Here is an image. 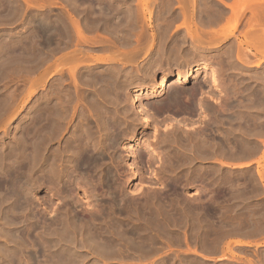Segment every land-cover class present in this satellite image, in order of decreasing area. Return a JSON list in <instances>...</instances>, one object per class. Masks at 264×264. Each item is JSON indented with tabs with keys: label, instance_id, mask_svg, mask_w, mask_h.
<instances>
[{
	"label": "rangeland",
	"instance_id": "374dc122",
	"mask_svg": "<svg viewBox=\"0 0 264 264\" xmlns=\"http://www.w3.org/2000/svg\"><path fill=\"white\" fill-rule=\"evenodd\" d=\"M26 1L28 2V4H26L27 3ZM29 1L28 0H0V117H1L0 119V154L1 155L0 156H2V158L0 157L2 161V162L0 161L1 163L0 171L2 172V170H4L5 167H6V170L8 169L7 172L6 170H4L5 171V172L3 171L4 173L3 172L0 173L1 174L0 176L3 177L4 175H7L10 172H15L16 169H17L16 171L19 172V168L21 166H23L24 168V169L22 167L20 168V169H23L22 170L23 173L25 172L29 173L28 169L26 171V168L28 166L26 167L25 163L22 162V161H25V159H22L21 156H19V153L20 154L23 153L22 155H25L28 152V151H25L27 150L26 148L31 146L30 145L31 143L29 141L30 140L32 141L31 138H33V130H31L33 129V126H31L32 128L30 129V124L33 125V120L31 122V119H33L34 117V110L36 106L38 105L40 106L39 107L40 111H44L42 113L45 115V113L47 112L45 110L46 105L50 104V97H49L50 93L49 92H51L52 87H54V89L56 87L57 90L56 89L55 90L58 92L61 91L63 93L66 91L65 93L62 94V96L64 94H69L70 92H72V95H73V92L75 89L73 87L72 89L71 86L73 85H68L69 81H67L70 79V83H71L72 77L70 74L66 75V72L68 70L65 72H62V71H64L63 69L67 67V65L69 64L68 60L70 61V59L68 58H66L68 60H65V57L67 56L69 57V54L71 56V55H74V53L75 55L76 54L78 55L79 53L78 55L79 58L80 59L86 58V60L80 61V59L77 56H76L77 59H74L75 55L72 56L73 58L71 57L70 58L74 59L77 64L76 75H79L77 76L79 80L78 87L79 89L81 88V90L84 87L81 93H80V90L78 92L82 96L81 99L83 97H86L87 93H89L91 90H94V87H95L92 84L90 85L89 83H86L88 82L86 81L88 79H84L85 75L86 77H91V75H94L96 71V74L94 76L102 77L103 75L102 78H105V79L114 77L115 79L113 78L112 82L115 84L119 82L118 83L119 85L117 84L115 86L113 92L116 93L117 91L118 92L123 91L121 93L119 92V94H121L120 96L123 98L124 101L126 100L127 102V103L124 102L122 98L119 97V95H118V98L121 99L122 104L120 103L121 101L117 103L118 100L120 99L114 98V100L115 99L117 100L116 103L114 102V105L116 104L115 108L117 112H120L118 114H121V115H118V117H121V119L123 117L124 118L122 120L118 118L119 123L117 124L120 127L118 128V126L113 125V128L115 127L113 131L116 130L117 132H119L120 130H122L123 132L120 131L121 136L118 139L117 150H109L107 153L109 155H104V160L106 159L105 161H107L108 163L107 166L110 167V171L112 172L113 176L115 177L116 175H118L114 178L115 180L117 179L116 180L117 186L113 187L115 189L106 188V187L104 188L98 187L96 191L97 193H103L106 190H110V191L115 190L114 192H116L117 195L121 191V193H119V195L117 196L118 198L121 197L122 194H124V192L125 194H127V195L125 194L123 195L125 199L131 195L133 197L132 196L130 197L132 198L131 200L130 198H128L129 199L128 204H130L129 205L130 207L128 208H130L129 209L130 213L129 215L126 216V220L124 221L125 223L127 222V225H128L127 227H123L124 229L127 228L126 229L127 232H125L123 228H120L123 232L118 231L119 228L116 230L117 231L116 234L121 233L123 237L119 236L121 238L120 242L118 241V242H115L116 244H114V248L115 246H117L115 249L118 250V252L115 250L117 253L114 255L115 252L113 251L114 253H112L111 251L110 254H113V255H110V254H105V251L103 253V251L100 250L101 252L100 253L99 250H94V247L91 245L88 246L89 243L87 241H84L85 239L80 235V233H77L75 234L77 236L72 237L74 238L73 241H75L73 242L71 239L72 235L70 234V231L68 232L65 231L67 233H64L61 231V228H60L58 229L59 232L62 234H66L64 235L66 239L63 236V240L58 242V240L61 239L60 238L61 235L59 236L60 233L55 232L53 230H52L53 233H51L50 226H47V228L45 229L44 228L38 229L39 232L37 230H34L35 229L33 228L34 217H31V216L34 215L35 207L33 206L32 211H30L29 210V208L31 209L30 203H22L24 205H22L21 207H20L21 205L20 204L19 207L17 208L18 210L16 209L18 212L15 210L16 214L14 215L16 219L14 218L13 222L10 221L9 218L12 215L11 213L12 209L10 210L11 200L9 198L10 192H8L9 191L8 189L11 187L10 179L12 177L11 174L13 175V173L8 174L10 179H8L9 178L8 176L7 177L5 176L3 178L4 185L5 184L6 185L4 186V189H1V191H4L5 193L8 192L5 195H7L6 198L9 199L10 201L5 200L6 202L4 201L5 203L3 202L4 204L2 203L0 205L1 206L0 207V218H1L0 219V264H262V263L264 264L263 262L264 261V232H263L264 231V218H262V216L264 217V214H263L264 211H262V209L264 210V177H263L264 176V150H263L264 149V133H263L264 132L263 130L264 110H262L264 108V106H262V103L264 101L260 102V105L262 106L261 107L260 105H258L259 104L257 103L258 99L256 98V95L260 99L264 98L262 97L264 95V82H263L264 81V16H261L257 18L256 20L253 17H251V14L248 10L241 9L240 10L241 16H239L240 20H238L234 28V23H231L233 22V20H231L232 17L230 16L232 12L231 11L232 9L230 6L233 5L232 4L233 0H197V1L187 0L189 4L185 2L186 3L185 15L183 13L184 11L182 12V9L177 0H155V1L154 0H146V1L145 0H142V1L141 0H134V1L132 0H98L97 1L96 0L97 2L93 0H80V2L79 0L78 1L75 0L79 2L78 4H80L81 6L76 5L77 2H75L74 0H33V1L31 0L32 1L31 3H29ZM90 2H93V3H90ZM102 2L104 3L102 4ZM196 2H197V5H196ZM107 3H110V4H107ZM263 3L264 2L260 0L259 5H260V8L262 7L264 9ZM104 4L105 6H103ZM77 6L79 7L77 8ZM109 6L111 7V9L109 8ZM145 6L147 9L145 8ZM103 7H105V10ZM100 8H102V11L104 12V14H99L102 12ZM106 8H108L107 11H106ZM260 11L261 13L263 12L262 10H259V12ZM85 13L86 14L88 13L89 16L90 15L92 16L87 17ZM106 13L110 14V16L107 15V17H104L105 19L98 17L99 15L105 16ZM84 15L87 18H84ZM198 15L200 16L198 17ZM208 15L210 17L212 16L211 17L213 18L212 23H211V18ZM213 15L215 16L216 19L214 18ZM118 16L119 18L122 17V19L120 18L122 22L119 21L120 19L118 18ZM232 16H233V12H232ZM68 17H71V21L69 20L70 18ZM115 17L116 19L117 18L119 19L118 25H115L117 23V21L115 20ZM228 17L230 18V20H227ZM91 18L93 20V24H91L92 22ZM130 18L133 19V20L131 19L132 24L129 21ZM73 19H76L77 22L79 21L78 24ZM111 19H114V21ZM200 19L202 20L201 22H200ZM206 19H208L207 22H206ZM192 20H193V23H192ZM215 20H217L219 23H216L217 21ZM103 21L104 23H101ZM126 21L129 22L130 25ZM203 21L204 23H202ZM226 22L231 23L233 26L230 24L232 27L230 25H227L226 27L225 25ZM75 23L79 25L80 28L83 27L82 31L86 37L92 36V38H100V37L102 38L103 36V37H106V39L102 38L101 42H98V43L95 41L96 45L95 43L93 44V40L87 41L90 43L82 41V39L77 34H75L77 33L76 31L77 27ZM109 24H111V26L114 25L116 27L112 26L113 29L111 30V26ZM72 25H73V31L70 32L69 30L70 29L72 30L71 28ZM222 25L225 27V29L221 30L220 27ZM202 26H203V32H201L202 28H200ZM258 27H260L261 29L260 28L257 29L258 31L256 32L254 28H258ZM116 28H119V29H116ZM164 28L167 30L165 31L167 33H164V30H165ZM251 28H253L254 31H252L253 29ZM208 29L210 30L209 32H207ZM196 30L199 32H197ZM171 31H174V33ZM70 33H73V36L77 35L78 39H76V36L73 37ZM66 34L67 35L70 34L68 35L70 38L67 36L68 37L67 41H66L67 38L65 36ZM99 34H100V37L98 36ZM136 34H138L139 36ZM124 35H127V36H124ZM197 35L199 36L200 40L197 38L198 37ZM71 36L73 40L71 39ZM167 36H171V37H167ZM175 37L178 39L175 40L176 39ZM192 37L195 39H193ZM69 39L70 41L71 40L72 41L68 43ZM149 39L151 41L150 43H149ZM76 40L80 42H77L75 46ZM102 41L106 43H103ZM136 41L137 42L139 41V42L137 43ZM173 42H174V46L176 45V43L181 44V45L184 44V45L182 46L180 45V48L178 47V45L174 47L172 44ZM100 43H103V45ZM119 43L121 45H119ZM68 44H71V45H68ZM108 44L109 45L113 44L112 45L113 52L111 49V45L108 47L107 46ZM151 44L152 46L150 47ZM79 46H80L79 49H81L82 51L75 52L76 48L78 49ZM52 47H55V48H52ZM104 47H107V49L105 48L104 50ZM171 47L172 48L174 47V50L177 52L173 53L174 50ZM108 48L111 50L110 52ZM114 48L116 49L114 50ZM118 48L119 49L121 48L122 51L121 50L119 51ZM137 48L138 49L140 48V50H138ZM156 48L158 51L159 49H161V51L160 52L157 51L156 53ZM176 48H178L179 50H176ZM51 49L52 50L56 49L57 50L56 53H54ZM131 49L132 51L137 49L138 53H136V56L131 57L130 55V58L128 57V59H126L127 56L125 58L124 56H119L121 54L123 55V53L125 54ZM170 49L173 52H171ZM114 51H116L115 54L117 55H114ZM145 51L147 53H145ZM167 51L169 52V54H167L168 53ZM193 51L194 52L196 51L198 54L196 52L194 53ZM118 52H121V53H118ZM159 53H162L160 54L161 56L159 55ZM177 53H179L181 57ZM238 53L240 54V56H238L239 58L237 57ZM64 55H67V56H64ZM154 55H157L160 58L156 59L157 56H154ZM182 55L185 58H183ZM106 57L108 59H106ZM116 57L117 58L121 57V58L115 59ZM163 57L165 60H163ZM14 58L17 62L14 60ZM133 58L134 60L130 61V59H133ZM186 58H188L187 59L188 62ZM10 59L12 60V62H10ZM60 59L64 60L62 61V63L63 64L66 63L65 64L66 66L60 63L61 62ZM155 59L161 60V61H158L159 62L158 63ZM120 60L122 61L121 63H120ZM152 60H154L155 62ZM218 60H220L221 64L219 63ZM58 61L62 67L58 64ZM72 61L73 60H71L70 62ZM49 62H52L53 66L51 65L52 63H49ZM149 62L151 65L149 64ZM82 63L84 64L85 67L83 66ZM129 65L131 66V68L132 66L133 68L136 67V70H132L133 68L131 69ZM193 65H198V66L206 65L207 67L212 68L213 71L215 70L214 71L215 74L211 73L212 75L211 76L210 73H206L205 71L201 72L200 70H196L190 73L188 76L189 78L186 79V81H184L182 84L173 83L176 77L175 76V74L177 73L176 71H180V69L185 70L186 68L191 67ZM111 66L115 67L116 71L118 72L113 71L114 68H112ZM119 66L122 69L119 68ZM105 67H107L108 70L105 69ZM128 67L130 68V70ZM151 67L154 70H152ZM79 68H81V72ZM103 69L107 70L105 73L108 75L104 73L105 70L103 71ZM141 69L144 72L143 73L144 75L141 74L142 73ZM55 70H58L61 76L58 75V72H56ZM120 70L122 71L120 72ZM150 70L153 71L154 74ZM217 71L218 73H216ZM93 72L94 74H92ZM97 72H99V74H97ZM101 72L104 74H102ZM136 72H138L139 74L138 73L136 74ZM115 73H118V74H115ZM125 73L128 75H125ZM145 73L147 76H149L150 74L151 78L147 77ZM140 74L142 75L141 77H140ZM131 75H134L135 77L133 78V76ZM164 75L167 76V79H168L167 84L169 86L167 84L165 87L161 85V82H162L161 77ZM217 75L220 77L218 79L219 81L217 80V77H218ZM67 76H70L71 78L68 77L69 79H67ZM152 76L154 78H152ZM214 76L215 77L217 76V77L214 78ZM211 77L214 79L213 81ZM80 79L82 80L84 79V81L86 82L84 81L82 82V80L80 81ZM258 79H260V81ZM157 80H159L160 83ZM215 80L219 82V84L216 83ZM153 81L155 82L157 81L160 84V88L158 89L156 88V91L155 90L149 91L148 86H150ZM83 83H86L87 86ZM222 84L225 85L223 87L224 90L223 89L218 90L217 86L221 85L222 87L223 86ZM180 85H182V88L183 87L184 88L182 89ZM118 86H121L124 88H121ZM98 87H100V84H96V89L99 90L101 87L100 88ZM175 87H177L178 90H180L181 99L179 102L171 103L169 100L170 98L168 97H170L169 94L171 93L172 89H174ZM193 87L196 89L194 90ZM85 88L88 91L85 90ZM116 88L118 89L117 91H116ZM192 88L195 92L192 90ZM138 89L140 90L138 92V95H134V94H137L135 92ZM255 89L256 91H259L258 89H260L261 91L262 89L263 90L261 91L262 94L260 92H259L260 94L254 93ZM189 90H190L189 93L192 94L193 96L188 95ZM252 93L253 95L254 94L256 95L253 96ZM113 96H115V94ZM133 96L135 99L133 98ZM248 96H250V98L252 96V99L248 98ZM125 97L126 98L128 97V98L125 99ZM137 97H139L138 99L143 104H145L146 102H149V103L152 102L150 104L152 105V108L153 107L155 108V110L153 109V112H152L153 117L150 116L149 120H147L148 123L146 121L144 122V120H141L143 119L142 115L139 114L138 112L136 113L135 111V108H134L135 101L134 100H136ZM253 97L255 98L253 99ZM242 98L243 100H241ZM248 103H252L251 105H254L255 103L257 104L254 106H251V105H248ZM170 104H173V107H171L172 105ZM117 105L119 107H116ZM258 106H260V108L262 109H260ZM253 107H255L256 109ZM41 108H43L44 110ZM48 108L49 106L47 107V110ZM7 109H9L10 111ZM122 111L125 112V114L128 112L129 113L124 115ZM2 112L5 113V116L2 115L3 114ZM133 112L136 113L134 114V116L135 115L138 116L135 119V121L134 119H131L133 117L132 116ZM46 115L42 117V122L43 120L45 122L47 118ZM129 116L131 118L129 120H126ZM44 117L46 118L44 119ZM257 117L259 118V120ZM257 120L259 121L260 124L263 123L262 127L259 126V128H261L260 130L256 126L257 123L255 124ZM127 122L129 125L127 124ZM46 123H47V120L43 124L45 125ZM124 125H128L129 127L126 126L127 127L126 129ZM73 126H74V123L70 125L69 130L72 129ZM131 126H133V128ZM143 128H145L143 132L148 133L146 136L147 138L145 137V135L144 136L142 135L143 137L139 135V132ZM178 130L180 131V134ZM256 130L261 131V133H263L262 134L263 136L260 134V132ZM250 131L253 134H251ZM30 135L32 136L30 137ZM250 135L251 136L254 135V136L249 138ZM161 136H162V140L160 141ZM157 137H158V140H157ZM197 137H200L201 139L200 138L197 139ZM18 140H21V141L25 140L23 142L24 144ZM247 140L248 142H246ZM181 141H184V142H181ZM252 141L257 142L255 144H259V146L255 145ZM205 142L206 143L208 142L207 143L208 148L205 146L206 145ZM244 142L247 144H244ZM262 142H263V145L260 144ZM16 143L20 145L17 144L18 145L17 146ZM145 144H147L148 147ZM243 144L245 146L248 145V149L247 147L243 146ZM23 145L24 147L26 146V148H23L22 147ZM123 145L124 147H122ZM253 145L255 147L252 148ZM167 146L168 147L170 146L171 148L169 147L170 148L169 149L167 148ZM257 146L259 147V149ZM242 147H245V148H242ZM249 147H251V150ZM30 148L31 147H29L28 149L30 150ZM22 149L23 151H21ZM125 149H127V151L130 154H132L130 155L131 156L130 160L135 165V173L133 175H131V173L129 172L128 165L126 164V161H125L126 160L125 155H124L126 154V151H124ZM147 149L148 151H146ZM177 151L179 154H176ZM28 153L26 155L31 154V152L29 154ZM158 153H161L163 155H159ZM116 154H120V155L118 156ZM13 157L14 159L16 158L15 159L16 161L12 159ZM27 157L25 156V158ZM18 158L20 159V161H17ZM8 160H11V162ZM12 160L17 162L18 164L13 162ZM10 163H11V167L9 166ZM145 163L147 164L146 167H145ZM18 165L19 166L21 165V166L19 167ZM14 166L15 167L17 166V167L15 168ZM22 171L19 172L21 175H22ZM118 182L120 185L118 184ZM121 185L123 188L121 187ZM159 188H161L162 190ZM241 188L243 189V191ZM247 188L248 190H246ZM240 189L242 192L240 191ZM42 190H45V188H42L40 190L37 189L35 190V193H34L36 196H38L37 198L39 199L41 198L43 199L42 200L43 202H46L44 203L46 204L45 206L43 202L41 201L42 205L44 206H42L43 210L42 208H40L39 211L42 214L46 215L47 217L46 221L51 222L54 216H55L54 219H57V217L58 219H60L61 214H62L61 211L64 209L63 202H65L63 201L64 199L61 197L63 193L58 194L57 196L53 198L48 197L49 201H45L44 198H42V196L44 195ZM249 193H251V195ZM77 195L76 197H78L77 201H79V204H78L79 206H77L76 209L77 211H79L77 212L78 215L81 216L87 213L91 209L93 201L91 200L92 196H86V195H89V193H86L85 195V192H83L82 189H79L77 191ZM256 195H258V197ZM86 197L87 198L89 197L90 200L86 199ZM241 197L243 199H241ZM80 201L81 202L83 201V202L80 203ZM60 202L62 204H60ZM248 204H251V205H248ZM27 206L28 208L25 209L24 207H27ZM243 206H245V208H243ZM55 208H57L58 213L56 212ZM83 208H85V211ZM245 209L251 213V214L249 213L250 215L253 216V217L249 216L250 222H253L255 220L254 222L256 224L255 223H254L255 225L253 224L254 228L245 229L243 227V224L241 223L242 220L244 221V218H245L243 213H246L247 215H249ZM242 210H243V213H242ZM44 211H47V212L45 213ZM50 211L52 212L50 213ZM72 212L74 211L72 209H69V213H72ZM55 213L59 215L56 216ZM51 214H53V216ZM72 214H68L69 216H67L69 217L68 218L69 222L72 219L71 217ZM242 214H243V218L241 216ZM253 214L254 215L257 214L256 217ZM22 215H24L25 217ZM249 217L246 219H249ZM209 218L210 220H208ZM256 218L259 223L256 221ZM113 220L114 221L111 220L112 223L118 224L119 220H116V219H113ZM71 221L74 222L73 224L77 223V222L75 223V221L73 220ZM111 221H110V224H111ZM40 225L42 224L40 223ZM213 225L214 226L216 225V226L214 227ZM256 225L258 227L255 228ZM229 226L232 228L230 229ZM43 229H44V232H43ZM247 230H250L248 231L249 233L247 232ZM237 231H239V233ZM48 232L50 233V237L48 236L49 235ZM124 232H125V235H123ZM250 232L252 235L250 234ZM42 233L44 234V236L41 238V236L43 235ZM253 233L255 234L253 235ZM45 234L47 237L45 236ZM126 234L127 235L130 234L128 235L129 238H127ZM68 235L70 237H66ZM133 237H136V238L138 237V239L137 240L136 238L133 239ZM126 238L127 240H125ZM67 239L71 240V242ZM130 239L133 240V242ZM36 240L38 242H35ZM124 241L127 243H125ZM235 241H239V243ZM70 243L71 244L74 243L75 245L77 244L76 245L77 247H75V245L70 246ZM213 243L215 245V248L213 247L214 246ZM80 245H82V247ZM85 245L87 247H85ZM147 245H150L152 248L150 249V246H147ZM142 247L145 250L142 249ZM145 247L150 250H147ZM119 248L121 250H119ZM105 249H107V247H105ZM215 249H216V252H214ZM35 251H36V254H35Z\"/></svg>",
	"mask_w": 264,
	"mask_h": 264
},
{
	"label": "bare ground",
	"instance_id": "6f19581e",
	"mask_svg": "<svg viewBox=\"0 0 264 264\" xmlns=\"http://www.w3.org/2000/svg\"><path fill=\"white\" fill-rule=\"evenodd\" d=\"M29 1V0H28ZM33 1V0H32ZM31 0L29 1V3H31L32 2ZM75 1V0H74ZM73 1V2H74ZM78 1V0H77ZM77 1H75V2H77ZM93 1H96V0H93ZM98 1V0H97ZM96 1V2H97ZM132 1H134V0H132ZM142 1V0H141ZM146 1V0H145ZM155 1V0H154ZM178 1V3H179V5H180V7H181V9H182V12L184 13V15H185V8H186V3L187 4H189V2H187V0L185 1V0H177ZM197 1V0H196ZM263 2H264V0H262ZM27 2V1H26ZM25 2V3H26ZM73 2H72V4H73ZM79 2H80V0H79ZM79 2H77L76 3V5H79V6H81L80 4H78ZM101 2V1H100ZM108 2V1H107ZM140 2V1H139ZM186 2V3H185ZM195 2V1H194ZM71 3V2H70ZM82 3V2H81ZM90 3H93V2H90ZM104 2H102V4H103ZM129 3V2H128ZM148 3V2H147ZM150 3V2H149ZM259 3H260V0H233V5H231L230 6V4H229V6L231 7V11L233 12V16H232V12H231V20H233V22H231V23H234V28H235V26H236V24H237V22H238V20H240V18H239V16H241V14H240V10L242 9H246V10H248L249 12H250V14H251V17H253L254 19H256L257 20V18H259V17H261V16H264V9L262 8H260V5H259ZM26 4H28V2L26 3ZM75 4V3H74ZM101 4V3H100ZM101 4V5H102ZM107 4H110V3H107ZM141 4V3H140ZM168 4V3H167ZM195 4V3H194ZM193 4V5H194ZM264 4V3H263ZM25 5V4H24ZM47 5V4H46ZM85 5V4H84ZM95 5H96V3H95ZM100 5V6H101ZM115 5V4H114ZM146 5V4H145ZM148 5V4H147ZM178 5V6H179ZM191 5V4H190ZM196 5H197V2H196ZM259 5V6H258ZM5 6V5H4ZM79 6H77V8L79 7ZM94 6V5H93ZM103 6H105V4L103 5ZM119 6H120V4H119ZM132 6V5H131ZM39 7V6H38ZM76 7V6H75ZM83 7V6H82ZM92 7V6H91ZM96 7V6H95ZM102 7V6H101ZM137 7V6H136ZM35 8V7H34ZM90 8V7H89ZM98 8H99V6H98ZM104 8V10H105V7H103ZM109 8L111 9V7L109 6ZM143 8V7H142ZM145 8H146V6H145ZM154 8V7H153ZM194 8V7H193ZM196 8V7H195ZM25 9V8H24ZM86 9V8H85ZM107 9L108 8H106V11H107ZM109 9V10H110ZM138 9V8H137ZM147 9V8H146ZM145 9V10H146ZM74 10V9H73ZM95 10V9H94ZM98 10V9H97ZM100 10L102 11V8H100ZM108 10V11H109ZM135 10V9H134ZM259 10H262L263 12V14L261 13V11L259 12ZM105 11V12H106ZM166 11V10H165ZM191 11V10H190ZM205 11V10H204ZM7 12V11H6ZM103 12V11H102ZM99 13V14H104V12L103 13ZM192 13V12H191ZM86 14V13H85ZM90 14V13H89ZM153 14V13H152ZM200 14V13H199ZM240 14V15H239ZM69 15V14H68ZM97 15V14H96ZM107 15H109L110 16V14H107L106 13V15L105 16H101V15H99L98 17L100 18H104V17H107ZM131 15V14H130ZM149 15V14H148ZM86 16L88 17L89 15H88V13L86 14ZM85 15H84V18H87ZM90 16H92V15H90ZM89 16V17H90ZM194 16V15H193ZM200 15H198V17H199ZM206 16V15H205ZM209 16V15H208ZM214 16V15H213ZM217 16V15H216ZM229 16V17H230ZM210 17V16H209ZM209 17H207V18H209ZM212 17V16H211ZM210 17V18H211ZM228 17V18H229ZM68 18H70L69 20L71 21V17H68ZM93 18V17H92ZM92 18H91V20H92ZM111 18V17H110ZM118 18H119V16H118ZM116 19V17H115V20L117 21V23L115 24V25H118V20L121 18L122 19V17H120L119 19ZM127 18V17H126ZM196 18V17H195ZM206 18V17H205ZM214 18H215V16H214ZM227 18V20H230V18L228 19ZM82 19V18H81ZM105 19V18H104ZM119 20L120 22H122V20ZM132 18H130L129 19V21H130V23L132 24V20H131ZM139 19V18H138ZM190 19H192V18H190ZM213 18H211V23H212V20ZM216 19V18H215ZM218 19V18H217ZM73 20H75L76 21V19H73ZM78 20V19H77ZM88 20V19H87ZM100 20V19H99ZM102 20V19H101ZM107 20V19H106ZM111 20H113L114 21V19H111ZM125 20V19H124ZM127 20V19H126ZM207 20L208 19H206V22H207ZM219 20V19H218ZM226 20V19H225ZM19 21V20H18ZM30 21V20H29ZM69 21V22H70ZM96 21V20H95ZM94 21V22H95ZM98 21V20H97ZM115 21V22H116ZM137 21V20H136ZM135 21V22H136ZM202 20L200 19V22H201ZM215 21H217V20H215ZM32 22V21H31ZM79 22V21H78ZM78 22L76 21V23L78 24ZM112 22V21H111ZM127 22V21H126ZM182 22H183V20H182ZM229 22V21H228ZM228 22H226V23H228ZM75 23V24H76ZM101 23H104V21L103 22H101ZM100 23V24H101ZM105 23H106V21H105ZM114 23V22H113ZM127 23H129V22H127ZM126 23V24H127ZM130 23H129V25H130ZM185 23V22H184ZM183 23V24H184ZM192 23H193V20H192ZM202 23H204V21L202 22ZM213 23H215V22H213ZM216 23H219L218 21L216 22ZM225 23V25H226V27H227V25H230L231 23H228V24H226ZM30 24V23H29ZM28 24V25H29ZM31 24H33V23H31ZM72 24V23H71ZM70 24V25H71ZM76 24V31H77V33H75V34H77L81 39H82V41H85V42H87L88 40H93V44L95 43V45H96V42L98 43V42H101V39L102 38H104V39H106V37H103L102 36V38L100 37V34L98 35L100 38H92V36H90V37H86L84 34H83V31H82V28H80L79 27V25H77ZM91 24H93V20H92V22H91ZM119 24H121V23H119ZM124 24V23H123ZM110 26H111V24H109ZM195 25V24H194ZM201 25V24H200ZM205 25V24H204ZM212 25V24H211ZM211 25H210V27H211ZM232 25V24H231ZM230 25V26H231ZM31 26V25H30ZM39 26V25H38ZM112 26H114V25H112ZM111 26V30L113 29V27ZM126 26V25H125ZM138 26V25H137ZM189 26V25H188ZM191 26V25H190ZM206 26V25H205ZM233 26V25H232ZM231 26V27H232ZM97 27V26H96ZM114 27H116V26H114ZM132 27V26H131ZM209 27V28H210ZM70 28V27H69ZM72 30L70 29H67V30H69L70 32L71 31H73V25H72ZM189 28V27H188ZM200 28H202V30H201V32H203V26L202 27H200ZM221 30L222 29H225V27L222 25L221 27ZM260 27H258V28H254L255 29V31L257 32L258 30L257 29H259ZM86 29V28H85ZM84 29V30H85ZM116 29H119V28H116ZM165 29V28H164ZM251 29H253V28H251ZM250 29V30H251ZM254 29L252 30V31H254ZM261 29V28H260ZM40 30V29H39ZM92 30V29H91ZM110 30V31H111ZM131 30V29H130ZM191 30V29H190ZM192 30H193V28H192ZM207 30V29H206ZM50 31V30H49ZM65 31H66V29H65ZM69 31H67V32H69ZM75 31V30H74ZM75 31V32H76ZM98 31V30H97ZM165 31H167L166 29L164 30V33H167V32H165ZM197 31V30H196ZM210 30L208 29V31L207 32H209ZM211 31H212V29H211ZM213 31H214V29H213ZM51 32V31H50ZM92 32V31H91ZM135 32V31H134ZM171 32H173L174 33V31H171ZM197 32H199V31H197ZM46 33V32H45ZM48 33V32H47ZM66 33V32H65ZM93 33V32H92ZM112 33V32H111ZM163 33V34H164ZM186 33V32H185ZM189 33V32H188ZM32 34V33H31ZM60 34V33H59ZM72 36H73V33H70ZM70 34H68V35H70ZM258 34H259V32H258ZM67 34L65 35L66 36V41L68 40V36ZM77 35H74V36H76V39H78V36ZM108 35V34H107ZM136 35H138V34H136ZM199 35V34H198ZM197 35V36H198ZM42 36V35H41ZM68 36V37H67ZM72 36H71V39L73 40V38H72ZM73 36V37H74ZM97 36V35H96ZM113 36V35H112ZM124 36H127V35H124ZM139 36V35H138ZM200 36V35H199ZM199 36L197 37L198 39H199ZM255 36H257V35H255ZM95 37V36H94ZM129 37V36H128ZM136 37V36H135ZM146 37V36H145ZM166 37V36H165ZM167 37H171V36H167ZM201 37V36H200ZM35 38V37H34ZM70 38V37H69ZM122 38V37H121ZM138 38V37H137ZM176 38V37H175ZM193 38V37H192ZM32 39V38H31ZM59 39H61V38H59ZM119 39V38H118ZM131 39V38H130ZM153 39V38H152ZM178 38H176L175 40H177ZM193 39H195V38H193ZM192 39V40H193ZM49 40V39H48ZM71 40V41H72ZM99 40V41H98ZM107 40H109V39H107ZM134 40H136V39H134ZM139 40V39H138ZM174 40V39H173ZM173 40H171V41H173ZM200 40V39H199ZM60 41V40H59ZM70 41V39H69V41H68V43L69 42H71ZM96 41V42H95ZM105 41V40H104ZM104 41H102L103 43H106V42H104ZM119 41V40H118ZM123 41V40H122ZM154 41V40H153ZM170 41V42H171ZM198 41V40H197ZM56 42V41H55ZM77 42H80V41H78V40H76V42H75V46H76V43ZM109 42H111V41H109ZM137 42V41H136ZM139 42V41H138ZM137 42V43H138ZM151 41H150V39H149V43H150ZM181 42V41H180ZM179 42V43H180ZM184 42V41H183ZM191 42V41H190ZM30 43V42H29ZM32 43V42H31ZM63 43V42H62ZM87 43H90V42H87ZM86 43V44H87ZM103 43H100V44H102L103 45ZM123 43V42H122ZM131 43V42H130ZM166 43V42H165ZM169 43V42H168ZM194 43V42H193ZM199 43V42H198ZM53 44V43H52ZM60 44V43H59ZM80 44H82V43H80ZM79 44V45H80ZM126 44V43H125ZM140 44H141V42H140ZM173 44V46H174V42L172 43ZM172 44H171V46H172ZM190 44V43H189ZM192 44V43H191ZM195 44H196V42H195ZM200 44V43H199ZM198 44V45H199ZM48 45V44H47ZM51 45V44H50ZM68 45H71V44H68ZM111 45V49L113 48V44H110ZM109 44L107 45L108 47L110 46ZM119 45H121L120 43H119ZM123 45V44H122ZM130 45V44H129ZM153 45H154V43H153ZM178 45V47L180 48V45L181 44H177L176 43V45L175 46H177ZM182 45H184V44H182ZM181 45V46H182ZM186 45V44H185ZM14 46V45H13ZM74 46V47H75ZM78 46V45H77ZM105 46V45H104ZM118 46V45H117ZM152 46V44L150 45V47ZM166 46V45H165ZM174 46V47H175ZM197 46V45H196ZM203 46V45H202ZM201 46V47H202ZM67 47V46H66ZM114 47H116V46H114ZM121 47V46H120ZM174 47L172 48L173 50H174ZM194 47V46H193ZM52 48H55V47H52ZM80 48V46L78 47V49ZM102 48V47H101ZM105 48L107 49V47H104V50H105ZM158 48V47H157ZM157 48H156V53H157ZM159 48H160V46H159ZM197 48V47H196ZM199 48V47H198ZM46 49V48H45ZM77 48H76V51L75 52H80V51H82L81 49H79L78 50ZM84 49H86V48H84ZM116 48H114V50H115ZM119 49V48H118ZM135 49V48H134ZM138 49V48H137ZM137 49L136 50H134V51H132V49L130 50V51H128V52H126L125 54L123 53V55L121 54V55H119V56H124V58L127 56V58L126 59H128V57L130 58V55H131V57H133V56H136V53H138V51H137ZM145 49H147V48H145ZM192 49V48H191ZM14 50V49H13ZM52 50V49H51ZM89 50V49H88ZM108 50H109V52L111 51L109 48H108ZM121 50V48L119 49V51ZM138 50H140V48L138 49ZM147 50H149V49H147ZM171 50V49H170ZM169 50V51H170ZM176 50H179L178 48H176ZM200 50V49H199ZM16 51V50H15ZM14 51V52H15ZM35 51V50H34ZM54 53H56V49L55 50H52ZM94 51V50H93ZM101 51H103V50H101ZM122 51V50H121ZM151 51H152V49H151ZM161 51V49H159V51L158 52H160ZM192 51V50H191ZM51 52V51H50ZM112 52H113V49H112ZM111 52V53H112ZM115 52L116 51H114V55H117V54H115ZM125 52V51H124ZM140 52V51H139ZM168 52V51H167ZM171 52H173L172 50H171ZM170 52V53H171ZM177 51H175L174 50V52L173 53H176ZM194 52V51H193ZM196 52V51H195ZM194 52V53H195ZM9 53V52H8ZM81 53H83V52H81ZM118 53H121V52H118ZM128 53V54H127ZM145 53H147L146 51H145ZM153 53V52H152ZM186 53V52H185ZM189 53V52H188ZM197 53V52H196ZM234 53V52H233ZM11 54V53H10ZM35 54V53H34ZM71 54H73V53H71ZM85 54H87V53H85ZM84 54V55H85ZM160 54H162V53H159V55ZM167 54H169V52L167 53ZM178 55H179V53H177ZM176 54V55H177ZM191 54H193V53H191ZM198 54V53H197ZM232 54V53H231ZM31 55V54H30ZM68 55V54H67ZM67 55H64V56H67ZM74 55H75V53H74ZM74 55H71L70 56V54H69V57L67 56V57H65V60H68V59H70V61L71 60H73L72 62H70L69 60H68V65H67V67H65L63 70L64 71H62V72H65V71H67L66 72V75L68 74H70L71 75V77L70 76H67V79H69V78H71L72 79V82L71 83H73V84H71L70 83V79L69 80H67L66 78V80L67 81H69L68 83V85H73V86H71V88L73 87L75 90H74V92H73V95H72V92H70L69 94H64L63 96H62V94L63 93H65V92H58V91H56L57 89H56V87H55V89H54V87H50L52 90H51V92H49L50 94H49V97H50V104H48V105H46V108H45V110L47 111L46 113H45V115L47 116V118L46 117H44V119L46 118V120H47V123L44 125L43 123H45L46 122V120H45V122H44V120H43V122H42V117L43 116H45L42 112H44V111H40V109H39V107L40 106H38L37 104V106H36V108H35V110H34V117H33V119H31V122H32V120H33V125H31L30 124V129L32 128L31 126H33V129H31V130H33V138H31L32 139V141L30 140L29 142L31 143L30 145L31 146H29V147H31L30 148V150L28 149L29 147H27L26 148V146L24 147V145L22 146L23 148H26L27 150H25V151H30L31 152V154H29L28 152V154L29 155H22L23 153L21 152V151H23V149L20 151L22 154H20L19 152V156H21V158L22 159H25V161H22V162H24L25 163V165H26V171H27V169H28V171H29V173H27V172H25V173H27V174H25V173H23V166H21L23 169H20L19 168V172L20 171H22V175L19 173V172H17L16 170H15V172H10V173H8V174H11V173H13V175L11 174V179H10V177L8 176V174L7 175H4L3 177L2 176H0V205L6 200V201H8L9 199H7L6 198V196L7 195H5L6 193H8V192H10V200H11V208H10V210H11V213H12V215L10 216V221H12L13 222V220H14V218L16 219V217H15V215L14 214H16L15 212L18 210L17 208L19 207V205H20V207L22 206V205H24V204H22V203H30V206H31V209L29 208V210L30 211H32V208H33V206L35 207V210H34V215L33 216H31V217H34V225H33V228H35L34 230H37L38 231V229H40V228H47V226H50V232L51 233H53L52 232V230L53 231H55V232H58V233H60L59 232V230L58 229H60L61 228V231L62 232H64V233H67L68 231H70V234L72 235L71 236V239H72V241H73V239L74 238H72V237H74V236H77V235H75V234H77V233H80V235L85 239L84 241H87L88 243H89V245L88 246H93L94 247V250H99V252H100V250L101 251H103V253H104V251H105V254H110L111 253V251H112V253H114V255L118 252V250H116L115 248L117 247V246H115V248H114V244H116L115 242H120V240H121V238L120 237H123L122 235H121V233L119 234V233H117L116 234V230L119 228V230L118 231H121V232H123L120 228H123V227H127L128 225H127V222L125 223L124 221L126 220V216L127 215H129V213H130V211H129V209L130 208H128V207H130L129 205L130 204H128V202H129V199L128 198H130L131 196H129L128 198H126L125 199V197L123 196L124 194H125V192H124V194H122V196L121 197H117L118 195H119V193H121V191L118 193V195L116 194V192H114L115 190H106V191H104L103 192V190H102V192L103 193H97V191H96V189L98 188V187H106V188H113V187H116L117 186V179L115 180L114 178L116 177V176H118V175H116L115 177L113 176V174H112V172L110 171V167L109 166H107V161H105L104 160V155H109V154H107L108 153V151L109 150H117V145H118V139H119V137L121 136V132L120 131H122V130H120L119 132H117L116 130H114L113 131V129H115V127L113 128V125L114 126H118V124L117 123H119V121H118V118L120 119V120H122L121 119V117H118V115H121V114H118V113H120V112H117V110H116V108H115V105H114V102L116 103V99L118 98V95H119V97H121L120 95L121 94H119V92L121 93V92H123V91H117L118 89L116 88V93H114L113 92V90H114V88H115V86L119 83H117V84H115V83H113L112 82V79L114 78H108V79H105V78H102L103 77V75H102V77H97V76H94L95 74H96V71H95V74H94V72L92 73V74H94V75H91V77H86V75H85V78L84 79H88V80H86V81H88V82H86V81H84V79L82 80V79H80V81L82 80V82L84 81V82H86V83H89L90 85L92 84V85H94L95 87H94V90H91L89 93H87V96L86 97H83L82 99H81V95L78 93L79 92V90H80V93H81V91L83 90V86H81V87H83L82 88V90H81V88L79 89V87H78V82H79V80H78V78H77V76H79V75H76V68H77V64H76V62H75V60L74 59H77L76 58V56L79 58V53H78V55L76 54L75 55V57H74V59H71V58H73L72 56H74ZM158 55V54H157ZM157 55H154V56H157ZM174 55V54H173ZM13 56H14V54H13ZM139 56V55H138ZM161 56V55H160ZM180 57H181V55H179ZM183 56V55H182ZM229 56V55H228ZM238 56H240V54L238 53V55H237V57ZM71 57V58H70ZM81 57H82V55H81ZM152 57V56H151ZM150 57V58H151ZM165 57V56H164ZM164 57H163V60H165L164 59ZM223 57V56H222ZM64 58V57H63ZM62 58V59H63ZM66 58H68V59H66ZM121 58V57H120ZM120 58H115V59H120ZM124 58H122V59H124ZM136 58V57H135ZM153 58H155V57H153ZM160 57H158L157 56V58L156 59H159ZM183 58H185L184 56H183ZM204 58V57H203ZM208 58V57H207ZM239 58V57H238ZM4 59V58H3ZM48 59H50V58H48ZM56 59V58H55ZM80 59V58H79ZM78 59V60H79ZM106 59H108L107 57H106ZM125 59V60H126ZM155 59V60H156ZM188 58H186V60H187ZM14 60H15V58H14ZM14 60H13V62H14ZM84 61V60H86V58L85 59H80V61ZM100 60V59H99ZM103 60V59H102ZM134 60V58L133 59H130V61H133ZM146 60V59H145ZM150 60V59H149ZM148 60V61H149ZM173 60V59H172ZM190 60V59H189ZM208 60V59H207ZM211 60H213V59H211ZM16 61V60H15ZM51 61V60H50ZM60 63L61 64H63L62 63V61H64V60H61L60 59ZM109 61V60H108ZM152 61H154V60H152ZM157 62L158 61H161V60H156ZM175 61V60H174ZM217 61V60H216ZM219 61V63L221 64V62H220V60H218ZM10 62H12V60L10 59ZM17 62V61H16ZM57 62V61H56ZM66 62V61H65ZM64 62V63H65ZM117 62V61H116ZM122 61L120 60V63H121ZM155 62V61H154ZM156 62V63H157ZM187 62H188V60H187ZM228 62V61H227ZM247 62V61H246ZM49 63H52V62H49ZM60 63H59V61H58V64L60 65ZM100 63V62H99ZM112 63V62H111ZM115 63V62H114ZM119 63V62H118ZM124 63V62H123ZM152 63V62H151ZM159 63V62H158ZM157 63V64H158ZM164 63V62H163ZM184 63V62H183ZM183 63H181V64H183ZM218 63V64H219ZM66 64V63H65ZM65 64H63V65H65ZM83 64V63H82ZM109 64V63H108ZM117 64V63H116ZM131 64H132V62H131ZM130 64V65H131ZM141 64V63H140ZM148 64V63H147ZM149 64H150V62H149ZM156 64V65H157ZM2 65V64H1ZM52 66H53V63L51 64ZM95 65V64H94ZM100 65V64H99ZM129 65V66H130ZM139 65V64H138ZM151 65V64H150ZM155 65V66H156ZM176 65V64H175ZM179 65V64H178ZM190 65V64H189ZM44 66V65H43ZM50 66V65H49ZM51 66V67H52ZM56 66V65H55ZM61 66V65H60ZM66 66V65H65ZM83 66H84V64H83ZM109 66V65H108ZM107 66V67H108ZM121 66H122V64H121ZM137 66V65H136ZM154 66V67H155ZM159 66V65H158ZM157 66V67H158ZM221 66V65H220ZM62 67V66H61ZM64 67V66H63ZM81 67V66H80ZM85 67V66H84ZM107 67H105V69H107ZM112 67V66H111ZM110 67V68H111ZM124 67V66H123ZM148 67V66H147ZM153 67V68H154ZM67 68V69H66ZM82 68V67H81ZM81 68H79L80 69V72H81ZM92 68V67H91ZM90 68V69H91ZM97 68V67H96ZM109 68V67H108ZM112 68H114V70L113 71H116V69H115V67H112ZM116 68H118V67H116ZM119 68H121L120 66H119ZM129 68V67H128ZM130 68H131V66H130ZM130 68H129V70H130ZM132 68H133V66H132ZM131 68V69H132ZM142 68H144V67H142ZM181 68V67H180ZM179 68V69H180ZM214 68V67H213ZM235 68V67H234ZM47 69H48V67H47ZM66 69V70H65ZM105 69H103V71L105 70ZM122 69V68H121ZM139 69V68H138ZM151 69H152V67H151ZM179 69H177V70H179ZM216 69V68H215ZM229 69V68H228ZM59 70V69H58ZM58 70H55L56 72H58ZM97 70H99V69H97ZM108 70V69H107ZM107 70H105L104 71V73L107 71ZM127 70V69H126ZM132 70H136V67H134ZM148 70V69H147ZM152 70H154V69H152ZM196 70H200L201 72H206V73H210V75H211V73L212 74H215L214 73V71L212 70V68H209V67H207L206 65H201V66H198V65H193V66H191V67H188V68H186L185 70H181L180 69V71H176L175 73V79H174V82L173 83H175V84H182L184 81H186V79H188L189 77V74L190 73H192V72H194V71H196ZM219 70V69H218ZM222 70V69H221ZM51 71V70H50ZM85 71V70H84ZM88 71V70H87ZM122 70H120V72H121ZM124 71V70H123ZM138 71V70H137ZM141 71H142V69H141ZM151 71V70H150ZM149 71V72H150ZM224 71V70H223ZM222 71V72H223ZM228 71V70H227ZM116 72H118V71H116ZM119 72V73H120ZM132 72V71H131ZM135 72V71H134ZM148 72V71H147ZM146 72V73H147ZM152 73H153V71H151ZM221 72V73H222ZM60 72H58V75H60L59 74ZM88 73V72H87ZM86 73V74H87ZM102 73V72H101ZM104 73H102V74H104ZM108 73V72H107ZM109 73H110V71H109ZM112 73V72H111ZM114 73V72H113ZM128 73V72H127ZM138 72H136V74H137ZM144 72L142 71V75H144L143 74ZM146 73H145V75H146ZM216 73H218V71L216 72ZM261 73V72H260ZM17 74V73H16ZM52 74V73H51ZM61 74H63V73H61ZM81 74V73H80ZM97 74H99V72H97ZM106 74V73H105ZM115 74H118V73H115ZM129 74V73H128ZM128 74H126L125 73V75H128ZM132 74V73H131ZM139 74V73H138ZM140 74V77L142 76ZM149 74V73H148ZM154 74V73H153ZM224 74V73H223ZM13 75H15V74H13ZM39 75V74H38ZM65 75V74H64ZM63 75V76H64ZM83 75V74H82ZM81 75V76H82ZM106 75H108V74H106ZM130 75V74H129ZM134 75H135V73H134ZM134 75H131V76H133V78L135 77ZM152 75V74H151ZM208 75V74H207ZM219 75V74H218ZM217 75V76H218ZM61 76V75H60ZM147 76V75H146ZM145 76V77H146ZM212 76V75H211ZM216 76V77H217ZM226 76V75H225ZM252 76V75H251ZM259 76V75H258ZM263 76V75H262ZM15 77V76H14ZM34 77V76H33ZM59 77V76H58ZM57 77V78H58ZM69 77V78H68ZM83 77V76H82ZM137 77H139V76H137ZM144 77V76H143ZM147 77H150V74H149V76H147ZM203 77V76H202ZM215 76H214V78H216ZM222 77V76H221ZM228 77V76H227ZM60 78V77H59ZM81 78V77H80ZM151 78V77H150ZM152 78H154L153 76H152ZM162 78V82H161V85L162 86H166V84L168 83V79H167V76L166 75H164V76H162L161 77ZM160 78V79H161ZM212 78V77H211ZM220 77L218 76L217 77V80L219 79ZM231 78V77H230ZM260 78H261V76H260ZM263 78V77H262ZM109 79H111V80H109ZM115 79V78H114ZM141 79H143V78H141ZM148 79V78H147ZM146 79V80H147ZM251 79V78H250ZM52 80H53V78H52ZM214 79L212 78V81H213ZM227 80V79H226ZM259 81H260V79H258ZM23 81V80H22ZM28 81V80H27ZM65 81V80H64ZM64 81H63V83H64ZM67 81H66V83H67ZM114 81H116V80H114ZM118 81V80H117ZM121 81V80H120ZM125 81V80H124ZM142 81V80H141ZM149 81V80H148ZM157 81H159V80H157ZM155 82V81H153L152 82V84L150 85V86H148V90L149 91H153V90H155L156 91V88L158 89V88H160V81H159V83L158 82ZM216 81V80H215ZM214 81V82H215ZM219 81V80H218ZM228 81H229V79H228ZM54 82V81H53ZM62 82V81H61ZM82 82H80V83H82ZM122 82V81H121ZM233 82V81H232ZM255 82V81H254ZM264 82V81H263ZM263 82H261V83H263ZM57 83H59V82H57ZM79 83V84H80ZM86 83H83V84H85L86 86H87V84ZM137 83V82H136ZM198 83V82H197ZM216 83H218L219 84V82H217L216 81ZM22 84V83H21ZM51 84H52V82H51ZM82 84V85H83ZM88 84V85H89ZM96 84H100V87H98V88H100L99 90L98 89H96ZM122 84V83H121ZM120 84V85H121ZM56 85H58V84H56ZM119 85V84H118ZM168 85V84H167ZM223 86L221 87V85L220 86H217L218 88V90H222L223 89V87L225 86L224 84H222ZM253 85V84H252ZM251 85V86H252ZM17 86V85H16ZM55 86V85H54ZM126 86V85H125ZM169 86V85H168ZM176 86V85H175ZM181 86V88H182V85H180ZM196 86V85H195ZM199 86V85H198ZM214 86V85H213ZM22 87V86H21ZM68 87H70V86H68ZM91 87V86H90ZM118 87H121V86H118ZM197 87V86H196ZM262 87V86H261ZM260 87V88H261ZM14 88V87H13ZM43 88V87H42ZM61 88V87H60ZM72 88V89H73ZM121 88H124V87H121ZM171 88V87H170ZM184 88V87H183ZM182 88V89H183ZM194 88V87H193ZM193 88H192V90H193ZM199 88V87H198ZM207 88V87H206ZM258 88V87H257ZM65 89V88H64ZM120 89V88H119ZM140 89V88H139ZM136 90V92L135 93H137V94H134V95H138V92L140 91V90ZM196 88H194V90H195ZM227 89V88H226ZM242 89V88H241ZM254 89V88H253ZM50 90V89H49ZM58 90H59V88H58ZM68 90V89H67ZM85 90H87L86 88H85ZM122 90H124V89H122ZM135 90V89H134ZM191 90V89H190ZM190 90L188 91V93L190 92ZM193 90V91H194ZM224 90V89H223ZM248 90V89H247ZM259 91H256V89H255V91H254V93H261L262 94V92L261 91H263L262 89H261V91H260V89H258ZM13 91V90H12ZM88 91V90H87ZM126 91V90H125ZM145 91V90H144ZM183 91V90H182ZM207 91V90H206ZM205 91V92H206ZM214 91V90H213ZM239 91V90H238ZM133 92V91H132ZM195 92V91H194ZM210 92V91H209ZM249 92V91H248ZM84 93V92H83ZM86 93V92H85ZM125 93H127V92H125ZM147 93V92H146ZM191 93H192V91H191ZM203 93V92H202ZM228 93V92H227ZM227 93H225V94H227ZM259 93V94H260ZM115 94V96H113V95ZM140 94V93H139ZM196 94V93H195ZM194 94V95H195ZM231 94V93H230ZM234 94V93H233ZM238 94H240V93H238ZM123 95V94H122ZM170 95V97H168V98H170L169 100H170V102L171 103H176V102H179L180 101V99H181V92H180V90H178V88L177 87H175L174 89H172V91H171V93L169 94ZM168 95V96H169ZM188 95H192V94H188ZM232 95V94H231ZM230 95V96H231ZM252 95H253V93H252ZM256 94H254L253 96H255ZM124 96V95H123ZM183 96V95H182ZM193 96V95H192ZM203 96V95H202ZM223 96V95H222ZM259 96V95H258ZM261 96V95H260ZM195 97V96H194ZM226 97V96H225ZM233 97V96H232ZM262 97H264V95L262 96ZM45 98V97H44ZM114 98H116L115 100H114ZM122 98V97H121ZM128 98V97H127ZM126 97H125V99H127ZM130 98V97H129ZM133 98H134V96H133ZM139 97H137V99L136 100H134L135 102H134V108H135V111H136V113L138 112L139 114H141L142 115V118L143 119H141V120H144V122L146 121L147 122V120H149V117L150 116H152V112H153V109L155 110V108L153 107L152 108V105L150 104V103H152V102H146L145 104H143V103H141L140 102V100L138 99ZM200 98V97H199ZM248 98H250V96H248ZM255 97H253V99H254ZM256 98L259 100V102H258V100H257V103H259L258 105H260V102H262V101H264L263 99H260L259 97H257V95H256ZM39 99V98H38ZM46 99V98H45ZM118 99H120V98H118ZM132 99V98H131ZM130 99V100H131ZM135 99V98H134ZM189 99V98H188ZM202 99V98H201ZM224 99V98H223ZM245 99V98H244ZM250 99H252V96H251V98ZM48 100V99H47ZM122 100H123V98H122ZM133 100V99H132ZM220 100V99H219ZM240 100V99H239ZM241 100H243V98L241 99ZM261 100V101H260ZM121 101V99L120 100H118V102L117 103H119ZM124 101V100H123ZM199 101H201V100H199ZM198 101V102H199ZM203 101V100H202ZM8 102V101H7ZM82 102V103H81ZM124 102H126V100L124 101ZM123 102V103H124ZM217 102V101H216ZM229 102V101H228ZM36 103V102H35ZM37 103H39V102H37ZM121 104H122V101L120 102ZM127 103V102H126ZM138 103V104H137ZM159 103V102H158ZM257 103H255L254 105H256ZM264 103V102H263ZM263 103H262V106H264L263 105ZM84 104V105H83ZM121 104H119V105H121ZM161 104V103H160ZM199 104V103H198ZM202 104H203V102H202ZM244 104V103H243ZM252 103H248V105H251ZM132 105V104H131ZM170 105H172L171 107H173V104H170ZM254 105H251V106H254ZM49 106V108H48V110H47V107ZM162 106V105H161ZM210 106V105H209ZM261 106V105H260ZM260 106H258L259 108H260ZM261 106V107H262ZM116 107H119L118 105L116 106ZM170 107V108H171ZM179 107V106H178ZM245 107V106H244ZM256 107V106H255ZM255 107H253V108H255ZM169 108V107H168ZM216 108H217V106H216ZM252 108V109H253ZM41 109H43V108H41ZM161 109V108H160ZM159 109V110H160ZM219 109V108H218ZM256 109V108H255ZM260 109H262V108H260ZM5 110V109H4ZM7 110H9V109H7ZM44 110V109H43ZM124 110H125V108H124ZM162 110V109H161ZM182 110V109H181ZM240 110V109H239ZM249 110V109H248ZM258 110V109H257ZM262 110H264V108L262 109ZM10 111V110H9ZM118 111H120V110H118ZM129 111V110H128ZM127 111V112H128ZM163 111V110H162ZM221 111V110H220ZM256 111V110H255ZM261 111V110H260ZM4 112V111H3ZM2 112V113H3ZM123 112V111H122ZM130 112H131V110H130ZM176 112V111H175ZM262 112V111H261ZM124 113V115H126V114H128V113H126L125 114V112H123ZM136 113H134L133 112V117L131 118L130 116L126 119V117H125V119L126 120H129L130 118L131 119H134V121H135V119L138 117V116H134V114H136ZM158 113V112H157ZM221 113H223V112H221ZM226 113V112H225ZM256 113V112H255ZM42 114H43V116H42ZM2 115H4L5 116V113H3ZM33 115V114H32ZM123 115V116H124ZM138 115V114H137ZM160 115V114H159ZM264 115V114H263ZM174 116V115H173ZM203 116V115H202ZM220 116V115H219ZM153 117V116H152ZM180 117V116H179ZM193 117V116H192ZM205 117V116H204ZM224 117V116H223ZM187 118V117H186ZM230 118V117H229ZM236 118V117H235ZM244 118V117H243ZM258 118V117H257ZM261 118V117H260ZM263 118V117H262ZM0 119H1V117H0ZM154 119V118H153ZM157 119V118H156ZM168 119V118H167ZM172 119V118H171ZM181 119V118H180ZM196 119V118H195ZM204 119V118H203ZM234 119V118H233ZM250 119V118H249ZM5 120V119H4ZM140 120V119H139ZM165 120V119H164ZM258 120H259V118H258ZM257 120V122H255V124L257 123V127H258V129L260 130L261 128H259V126L260 127H262V124H260L259 123V121ZM261 120V119H260ZM131 121V120H130ZM163 121V120H162ZM223 121V120H222ZM237 121V120H236ZM254 121V120H253ZM122 122V121H121ZM230 122V121H229ZM233 122V121H232ZM261 122V121H260ZM264 122V121H263ZM74 123V126H73V128L72 129H70L69 130V127H70V125L71 124H73ZM125 123V122H124ZM130 123V122H129ZM131 123H133V122H131ZM135 123V122H134ZM148 123V122H147ZM166 123V122H165ZM187 123V122H186ZM190 123V122H189ZM222 123V122H221ZM251 123V122H250ZM260 125H259V124ZM43 124V125H42ZM127 124H128V122H127ZM144 124V123H143ZM154 124V123H153ZM121 125H122V123H121ZM129 125V124H128ZM128 125H124V127H126V126H128ZM131 125V124H130ZM196 125V124H195ZM230 125V124H229ZM252 125V124H251ZM264 125V124H263ZM158 126V125H157ZM193 126V125H192ZM198 126V125H197ZM218 126V125H217ZM22 127V126H21ZM72 127V126H71ZM120 126H118V128H119ZM129 127V126H128ZM132 128H133V126H131ZM131 127H130V129H131ZM169 127V126H168ZM186 127V126H185ZM254 127V126H253ZM135 128V127H134ZM160 128V127H159ZM167 128V127H166ZM178 128V127H177ZM238 128H240V127H238ZM110 129V130H109ZM117 129V128H116ZM123 129V128H122ZM126 129H127V127H126ZM126 129H124V130H126ZM129 129V128H128ZM129 129V130H130ZM173 129V128H172ZM139 130V129H138ZM145 130V128H143L140 132H139V135L141 136V137H143L144 135H145V137L147 136V132H143ZM165 130V129H164ZM167 130V129H166ZM177 130V129H176ZM234 130V129H233ZM259 130H256V131H258V132H260V134L262 135L263 133H261V131H259ZM263 130H264V128H263ZM262 130V131H263ZM128 131V130H127ZM131 131H132V129H131ZM179 131V130H178ZM183 131V130H182ZM184 131H185V129H184ZM204 131V130H203ZM202 131V132H203ZM242 131V130H241ZM22 132V131H21ZM123 132V131H122ZM126 132V131H125ZM134 132V131H133ZM138 132V131H137ZM167 132V131H166ZM192 132V131H191ZM190 132V133H191ZM201 132V133H202ZM244 132V131H243ZM247 132V131H246ZM135 133V132H134ZM198 133H199V131H198ZM207 133V132H206ZM250 133L251 134H253L251 131H250ZM125 134V133H124ZM154 134H155V132H154ZM179 134H180V131H179ZM249 134V133H248ZM123 135V134H122ZM143 135V136H142ZM194 135V134H193ZM221 135V134H220ZM228 135V134H227ZM226 135V136H227ZM32 135H30V137H31ZM66 136V137H65ZM149 136V135H148ZM195 136V135H194ZM198 136V135H197ZM201 136H203V135H201ZM254 136V135H253ZM253 136H249V138L250 137H253ZM258 136H259V134H258ZM263 136V135H262ZM23 137H24V135H23ZM135 137V136H134ZM133 137V138H134ZM160 137V136H159ZM169 137H171V136H169ZM14 138V137H13ZM147 138V137H146ZM164 138V137H163ZM167 138V137H166ZM198 138H200V137H197V139ZM248 138V139H249ZM123 139V138H122ZM139 139V138H138ZM150 139V138H149ZM173 139V138H172ZM188 139H190V138H188ZM194 139V138H193ZM201 139V138H200ZM205 139V138H204ZM22 140V139H21ZM21 140H18V141H21ZM132 140V139H131ZM157 140H158V137H157ZM162 140V136H161V139H160V141ZM165 140V139H164ZM183 140V139H182ZM203 140V139H202ZM213 140V139H212ZM224 140V139H223ZM250 140V139H249ZM25 140H23V141H21L22 143L24 142ZM149 141V140H148ZM167 141V140H166ZM180 141V140H179ZM191 141V140H190ZM195 141V140H194ZM198 141V140H197ZM256 141H258V140H256ZM263 141V140H262ZM21 142H19V143H21ZM156 142V141H155ZM159 142V141H158ZM164 142V141H163ZM162 142V143H163ZM181 142H184V141H181ZM188 142V141H187ZM203 142V141H202ZM246 142H248V140L246 141ZM253 142V141H252ZM260 142V141H259ZM26 143V142H25ZM119 143H120V141H119ZM145 143V142H144ZM148 143H150V142H148ZM172 143V142H171ZM193 143V142H192ZM195 143V142H194ZM206 143V142H205ZM208 143V142H207ZM207 143H206V147L208 148V145H207ZM213 143V142H212ZM250 143V142H249ZM254 144L255 143H257V142H253ZM252 143V144H253ZM18 143H16V145H17ZM24 144V143H23ZM27 144V143H26ZM164 144V143H163ZM168 144V143H167ZM184 144V143H183ZM200 144V143H199ZM226 144V143H225ZM244 144H247V143H245L244 142ZM243 144V146H245ZM251 144V145H252ZM260 144H262L263 145V142L262 143H260ZM18 145H20V144H18ZM17 145V146H18ZM28 145H29V143H28ZM146 146H147V144H145ZM150 145V144H149ZM154 145V144H153ZM152 145V146H153ZM156 145H157V143H156ZM189 145V144H188ZM196 145H197V143H196ZM255 145H258L259 146V144H255ZM121 146V145H120ZM190 146V145H189ZM214 146V145H213ZM257 146V147H258ZM122 147H124V145L122 146ZM148 147V146H147ZM154 147H156V146H154ZM158 147V146H157ZM170 147V146H169ZM168 146H167V148H169ZM179 147H180V145H179ZM182 147V146H181ZM186 147H188V146H186ZM219 147V146H218ZM223 147V146H222ZM245 147H247V149H248V145L247 146H245ZM245 147H242V148H245ZM253 147H255L254 145L252 146V148ZM260 147H261V145H260ZM10 148V147H9ZM18 148V147H17ZM146 148V147H145ZM144 148V149H145ZM171 148V147H170ZM169 148V149H170ZM250 148V150H251V147H249ZM19 149V148H18ZM181 149V148H180ZM188 149V148H187ZM229 149V148H228ZM258 149H259V147H258ZM257 149V150H258ZM20 150V149H19ZM168 150V149H167ZM177 150V149H176ZM190 150V149H189ZM188 150V151H189ZM245 150V149H244ZM244 150H242V151H244ZM250 150H249V152H250ZM255 150H256V148H255ZM260 150H262V149H260ZM264 150V149H263ZM124 151H126V154H124L125 155V158H126V164L128 165V168H129V172L131 173V175H133L134 173H135V165L132 163V161L130 160L131 158V156L130 155H132V154H130L128 151H127V149H125ZM146 151H148V149L146 150ZM166 151V150H165ZM172 151H173V149H172ZM172 151H171V153H172ZM194 151V150H193ZM192 151V152H193ZM112 152V151H111ZM110 152V153H111ZM122 152V151H121ZM150 152V151H149ZM170 152V151H169ZM201 152V151H200ZM113 153H114V151H113ZM117 153V152H116ZM151 153V152H150ZM170 153V154H171ZM182 153V152H181ZM230 153V152H229ZM240 153V152H239ZM4 154V153H3ZM152 154V153H151ZM159 155H163V154H161V153H158ZM176 154H179L178 153V151H177V153ZM184 154V153H183ZM256 154V153H255ZM1 155V154H0ZM14 155H15V153H14ZM111 155V154H110ZM116 155H120V154H116ZM122 155V154H121ZM148 155H150V154H148ZM174 155V154H173ZM233 155V154H232ZM236 155V154H235ZM6 156V155H5ZM8 156V155H7ZM17 156V155H16ZM25 156L27 157V156H29V157H27V158H25ZM202 156V155H201ZM211 156V155H210ZM1 158H2V156H0ZM124 157V156H123ZM149 157V156H148ZM173 157V156H172ZM212 157V156H211ZM245 157V156H244ZM243 157V158H244ZM1 158H0V161H1ZM106 158V157H105ZM114 158V157H113ZM116 158V157H115ZM124 158V159H125ZM207 158H209V157H207ZM223 158H225V157H223ZM228 158V157H227ZM235 158H236V156H235ZM242 158V159H243ZM261 158V157H260ZM4 159V158H3ZM12 159H14V157L12 158ZM16 159V158H15ZM14 159V160H15ZM108 159V158H107ZM193 159V158H192ZM14 160H12L13 162H15ZM119 160H120V158H119ZM134 160V159H133ZM201 160V159H200ZM259 160V159H258ZM4 161V160H3ZM7 161V160H6ZM8 161H10L11 162V160H8ZM17 161H20V159L18 158L17 159ZM2 162V161H1ZM110 162V161H109ZM134 162V161H133ZM163 162V161H162ZM166 162V161H165ZM5 163H7V162H5ZM15 163H17V162H15ZM111 163V162H110ZM116 163V162H115ZM167 163H168V161H167ZM179 163V162H178ZM257 163H258V161H257ZM1 164V163H0ZM3 164V163H2ZM12 164H14V163H12ZM18 164V163H17ZM260 164V163H259ZM6 165V164H5ZM5 165H4V167H5ZM8 165V164H7ZM16 165V164H15ZM117 165V164H116ZM165 165V164H164ZM263 165V164H262ZM10 167H11V163H10V165H9ZM147 166V164L145 163V167ZM149 166V165H148ZM0 167H1V165H0ZM3 167V168H4ZM8 167V166H7ZM15 167V166H14ZM17 167V166H16ZM15 167V168H16ZM109 167V168H108ZM112 167V166H111ZM117 167V166H116ZM14 168V169H15ZM114 168V167H113ZM219 169V168H218ZM0 170H1V168H0ZM4 170H6V167L4 168ZM4 170H2V172L4 171ZM12 170V169H11ZM112 170V169H111ZM193 170V169H192ZM8 171V169L6 170V172ZM139 171V170H138ZM176 171V170H175ZM218 171V170H217ZM1 171H0V173H2ZM5 172V171H4ZM3 172V173H4ZM128 172V171H127ZM163 172V171H162ZM166 172V171H165ZM200 172V171H199ZM259 172V171H258ZM262 172V171H261ZM115 173H116V171H115ZM23 174H25V175H23ZM1 175V174H0ZM139 175V174H138ZM198 175V174H197ZM9 177L8 179H10L11 180V187L8 189L9 191L8 192H4V191H1V189H4V186L6 185H4V177ZM125 176V175H124ZM129 176V175H128ZM261 176V175H260ZM264 177V176H263ZM262 178V177H261ZM6 179V178H5ZM201 179V178H200ZM263 179V178H262ZM7 180V179H6ZM199 180V179H198ZM143 181V180H142ZM7 182V181H6ZM167 182V181H166ZM200 182V181H199ZM202 182V181H201ZM10 183V182H9ZM116 183V184H115ZM177 183H179V182H177ZM198 183V182H197ZM243 183H245V182H243ZM114 184H115V186H114ZM118 184H119V182H118ZM136 184V183H135ZM155 184V183H154ZM174 184V183H173ZM202 184V183H201ZM212 184V183H211ZM120 185V184H119ZM124 185V184H123ZM202 186V185H201ZM241 186V185H240ZM118 187H120V186H118ZM121 187H122V185H121ZM163 187V186H162ZM175 187V186H174ZM199 187V186H198ZM235 187V186H234ZM7 188V187H6ZM5 188V189H6ZM42 188H45V190H42L43 191V193H44V197L42 196V198H44V200L45 201H49V199H48V197H55V196H57L58 194H61V193H63L62 195H61V197L64 199L63 201H65V202H63V206H64V209L61 211V217H60V219H58V217H57V219H54V217H53V220L50 222V221H46V219H47V217H46V215H44V214H42L40 211H39V209L40 208H42V210H43V207L42 206H46V204H44V203H46V202H43L42 200L43 199H39V198H37L38 196H36L34 193H35V190H40V189H42ZM123 188V187H122ZM136 188V187H135ZM157 188V187H156ZM202 188V187H201ZM79 189H82L83 190V192H85V195H86V193H89V195H86V196H92V198H91V200L93 201H91L93 204H92V207H91V209L87 212V213H85V214H83V215H81V216H79L78 215V213L77 212H79V211H77V209H76V207L77 206H79L78 204H79V201H77V198L79 197L78 195H77V191L79 190ZM113 189H115V188H113ZM120 189V188H119ZM118 189V190H119ZM151 189V188H150ZM159 189H161V188H159ZM166 189V188H165ZM234 189V188H233ZM242 189V188H241ZM241 189H240V191H241ZM64 190V191H63ZM105 190V189H104ZM162 190V189H161ZM202 190V189H201ZM235 190V189H234ZM246 190H248V188L246 189ZM6 191V190H5ZM242 191H243V189H242ZM241 191V192H242ZM261 191V190H260ZM118 192V191H117ZM123 192V191H122ZM134 192V191H133ZM137 192V191H136ZM141 192V191H140ZM139 192V193H140ZM179 192V191H178ZM245 192H247V191H245ZM250 192V191H249ZM254 193V192H253ZM262 193V192H261ZM38 194V193H37ZM84 194V193H83ZM130 194V193H129ZM184 194V193H183ZM246 194H248V193H246ZM250 195H251V193H249ZM76 195L78 196V197H76ZM125 195H127V194H125ZM168 195V194H167ZM242 195V194H241ZM244 196V195H243ZM257 197H258V195H256ZM127 197V196H126ZM133 197V196H132ZM155 197V196H154ZM233 197V196H232ZM255 197V196H254ZM253 197V198H254ZM6 198V199H5ZM179 198V197H178ZM249 198V197H248ZM58 199H59V197H58ZM86 199H88V200H90L89 199V197L87 198L86 197ZM85 199V200H86ZM132 198H130V200H131ZM241 199H243L242 197H241ZM247 199V198H246ZM9 200V201H10ZM84 200V201H85ZM87 200V201H88ZM233 200V199H232ZM5 201V202H6ZM43 202V204L44 205H42V202ZM144 201V200H143ZM247 201H249V200H247ZM4 202V203H5ZM83 202V201H82ZM81 201H80V203H82ZM131 202V201H130ZM146 202V201H145ZM3 203V204H4ZM13 203V204H12ZM55 203V202H54ZM89 203V202H88ZM250 203V202H249ZM60 204H62L61 202H60ZM134 204V203H133ZM195 204V203H194ZM233 204V203H232ZM239 204V203H238ZM241 204V203H240ZM246 204V203H245ZM29 205V204H28ZM51 205V204H50ZM50 205H49V207H50ZM58 205H59V203H58ZM87 205V204H86ZM205 205V204H204ZM248 205H251V204H248ZM253 205V204H252ZM3 206V205H2ZM26 206V205H25ZM88 206V205H87ZM1 207V206H0ZM48 207V206H47ZM53 207V206H52ZM51 207V208H52ZM90 207V206H89ZM139 207V206H138ZM253 207V206H252ZM257 207V206H256ZM25 209L26 208H28V206L27 207H24ZM58 208V207H57ZM57 208H55L56 209V212L58 213V211H57ZM60 208V207H59ZM79 208V207H78ZM82 208V207H81ZM174 208V207H173ZM205 208V207H204ZM243 208H245V206H243ZM2 209V208H1ZM17 209V210H16ZM69 209H72L74 212H72V213H69ZM84 209V211H85V208H83ZM82 209V210H83ZM189 209V208H188ZM208 209V208H207ZM210 209V208H209ZM231 209V208H230ZM229 209V210H230ZM242 209V208H241ZM248 209V208H247ZM16 210V211H15ZM21 210V209H20ZM45 210H47V209H45ZM86 210H87V208H86ZM194 210V209H193ZM244 210V209H243ZM243 210H242V213H243ZM246 210V209H245ZM260 210V209H259ZM5 211V210H4ZM29 211V212H30ZM158 211V210H157ZM215 211V210H214ZM247 211V210H246ZM261 211V210H260ZM262 211H264L263 209H262ZM18 212V211H17ZM45 213L47 212V211H44ZM48 212H49V210H48ZM52 211H50V213H51ZM83 212V211H82ZM197 212V211H196ZM248 212V211H247ZM253 212H254V210H253ZM211 213V212H210ZM215 213V212H214ZM250 212H248V214H249ZM29 214V213H28ZM54 214V213H53ZM53 214H51L52 216H53ZM56 214V213H55ZM68 214H72L71 215V217H72V219L71 220H73V221H75V223L76 224H73L74 222H72L71 220H70V222L68 221V218L69 217H67V216H69ZM132 214V213H131ZM165 214V213H164ZM169 214V213H168ZM244 214V221L242 220V224H243V227L245 228V229H249V228H254V225L256 224L254 221L253 222H250V217L249 216H251V217H253L252 215H247L246 213H243ZM243 214L241 215L242 216V218H243ZM255 214V213H254ZM253 214V215H254ZM262 214V213H261ZM263 214H264V212H263ZM262 214V215H263ZM32 215V214H31ZM50 215V216H51ZM59 215V214H58ZM57 214H56V216H58ZM144 215V214H143ZM180 215V214H179ZM215 215V214H214ZM257 215V214H256ZM256 215H254L255 217H256ZM258 215H260V214H258ZM261 215V216H262ZM7 216H8V214H7ZM22 216H24V215H22ZM47 216H48V214H47ZM173 216H174V214H173ZM188 216V215H187ZM21 217V216H20ZM25 217V216H24ZM129 217V216H128ZM152 217V216H151ZM161 217V216H160ZM178 217V216H177ZM249 217V219H246V218H248ZM258 217V216H257ZM260 217V216H259ZM241 218V219H242ZM262 218H264L263 216H262ZM1 219V218H0ZM113 219H116V220H119V222H118V224H114V223H112V221H114ZM187 219V218H186ZM255 219V218H254ZM7 220V219H6ZM112 220V221H111ZM166 220V219H165ZM208 220H210V218L208 219ZM238 220V219H237ZM253 220V219H252ZM251 220V221H252ZM263 220V219H262ZM65 221V222H64ZM79 221V222H78ZM110 221H111V224H110ZM230 221V220H229ZM256 221H257V218H256ZM4 222V221H3ZM9 222V221H8ZM156 222V221H155ZM244 222V223H243ZM258 222V221H257ZM262 222V221H261ZM16 223V222H15ZM40 223L42 224V225H40ZM72 223V224H71ZM116 223V222H115ZM169 223V222H168ZM216 223V222H215ZM239 223V222H238ZM255 223V224H254ZM259 223V222H258ZM257 223V224H258ZM212 224V223H211ZM210 224V225H211ZM214 224V223H213ZM229 224V223H228ZM233 224H235V223H233ZM254 224V225H253ZM261 224V223H260ZM14 225V224H13ZM62 225V226H61ZM155 225V224H154ZM204 225V224H203ZM241 225V224H240ZM16 226V225H15ZM24 226H26V225H24ZM61 226V227H60ZM214 226V225H213ZM216 226V225H215ZM214 226V227H215ZM226 226V225H225ZM238 226H239V224H238ZM213 227V228H214ZM218 227V226H217ZM230 227V226H229ZM236 227V226H235ZM241 227V226H240ZM256 227H258L257 225L255 226V228ZM260 227V226H259ZM171 228V227H170ZM219 228V227H218ZM232 227H230V229H231ZM238 228V227H237ZM261 228V227H260ZM263 228V227H262ZM24 229V228H23ZM44 229H43V232H44ZM124 229V228H123ZM127 229V228H126ZM126 229H124L125 230V232H127L126 231ZM221 229V228H220ZM223 229V228H222ZM228 229V228H227ZM48 230H49V228H48ZM57 230V231H56ZM155 230V229H154ZM238 230V229H237ZM240 230V229H239ZM253 230H255V229H253ZM3 231V230H2ZM42 231V230H41ZM65 231H67V232H65ZM79 231V232H78ZM133 231H135V230H133ZM235 231V230H234ZM233 231V232H234ZM248 231H250V230H247V232ZM255 231H257V230H255ZM16 232V231H15ZM19 232V231H18ZM39 232V231H38ZM125 232L123 233V235H125ZM222 232V231H221ZM227 232H228V230H227ZM236 232V231H235ZM238 233H239V231H237ZM242 232H243V230H242ZM258 232H260V231H258ZM264 232V231H263ZM27 233V232H26ZM162 233V232H161ZM167 233V232H166ZM245 233V232H244ZM249 233V232H248ZM20 234V233H19ZM43 234V233H42ZM41 234V235H42ZM48 236L50 237V233L48 232ZM133 234V233H132ZM132 234H131V236H132ZM231 234V233H230ZM250 234H251V232H250ZM255 233H253V235H254ZM40 235V236H41ZM52 235H54V234H52ZM51 235V236H52ZM58 235V234H57ZM61 235V236H60ZM64 235H66V234H62V233H60L59 234V236H60V240H58V242H60L61 240H63V236ZM127 235V234H126ZM128 235H130V234H128ZM128 235H127V238H129L128 237ZM178 235V234H177ZM219 235V234H218ZM252 235V234H251ZM29 236V235H28ZM44 236V234L41 236V238ZM45 236H46V234H45ZM120 236V237H119ZM35 237V236H34ZM47 237V236H46ZM58 237V236H57ZM66 237H70L69 235L68 236H66ZM243 237V236H242ZM255 237V236H254ZM253 237V238H254ZM257 237V236H256ZM45 238V237H44ZM43 238V239H44ZM59 238V237H58ZM57 238V239H58ZM64 238H65V236H64ZM127 238L125 239V240H127ZM134 238H136V237H133V239ZM20 239H22V238H20ZM35 239V238H34ZM37 239V238H36ZM66 239V238H65ZM70 239V238H69ZM69 239H67V240H69ZM124 239V238H123ZM132 239V238H131ZM130 239V240H131ZM138 239V237L136 238V240ZM251 239V238H250ZM15 240V239H14ZM17 240V239H16ZM22 240H24V239H22ZM21 240V241H22ZM38 240V239H37ZM35 241V242H38V241ZM48 240V239H47ZM66 240V241H67ZM77 240H78V238H77ZM79 240H81V239H79ZM129 240V241H130ZM135 240V241H136ZM245 240H246V238H245ZM247 240H249V239H247ZM255 240V239H254ZM34 241V240H33ZM42 241V240H41ZM65 241V242H66ZM70 242H71V240H69ZM84 241H82V242H84ZM132 242H133V240H131ZM173 241V240H172ZM253 241V240H252ZM258 241V240H257ZM25 242V241H24ZM40 242V241H39ZM73 242H75V241H73ZM123 242V241H122ZM125 242V241H124ZM211 242V241H210ZM235 242H238L239 243V241H235ZM4 243V242H3ZM17 243V242H16ZM77 243V242H76ZM86 243V242H85ZM125 243H127V242H125ZM151 243V242H150ZM185 243V242H184ZM216 243V242H215ZM68 244V243H67ZM122 244V243H121ZM217 244V243H216ZM252 244V243H251ZM23 245V244H22ZM47 245V244H46ZM69 245V244H68ZM71 245H75L74 243H70V246ZM77 245V244H76ZM75 245V247H77ZM79 245V244H78ZM82 245H84V244H82ZM82 245H80L81 247H82ZM125 245V244H124ZM144 245V244H143ZM172 245V244H171ZM201 245V244H200ZM213 245H214V243H213ZM218 245H219V243H218ZM224 245V244H223ZM226 245V244H225ZM229 245V244H228ZM41 246V245H40ZM147 246H150V245H147ZM146 246V247H147ZM14 247V246H13ZM57 247V246H56ZM73 247V246H72ZM71 247V248H72ZM85 247H87L86 245H85ZM105 247H107V249H105ZM111 247H113V248H111ZM139 247V246H138ZM145 247V248H146ZM169 247V246H168ZM201 247V246H200ZM214 248H215V245L213 246ZM228 247H230V246H228ZM238 247V246H237ZM246 247V246H245ZM40 248V247H39ZM110 248H111V250H110ZM148 248V247H147ZM146 248V249H147ZM152 247L150 246V249H151ZM155 248H156V246H155ZM65 249V248H64ZM113 249V250H112ZM142 249H144L143 247H142ZM150 249H147V250H150ZM117 252H116V251ZM119 250H121L120 248H119ZM122 250H123V248H122ZM127 250V249H126ZM145 250V249H144ZM222 250V249H221ZM62 251H63V249H62ZM114 251V252H113ZM196 251V250H195ZM202 251V250H201ZM38 252V251H37ZM108 252V253H107ZM123 252V251H122ZM214 252H216V249H215V251ZM101 253V252H100ZM100 253H99V255H100ZM119 253H120V251H119ZM254 253V252H253ZM260 253V252H259ZM35 254H36V251H35ZM39 254V253H38ZM37 254V255H38ZM143 254V253H142ZM216 254V253H215ZM15 255V254H14ZM98 255V254H97ZM110 255H113V254H110ZM151 255V254H150ZM161 255V254H160ZM223 255V254H222ZM35 256V255H34ZM102 256V255H101ZM118 256V255H117ZM208 256V255H207ZM220 256V255H219ZM225 256V255H224ZM99 257V256H98ZM157 257V256H156ZM114 258V257H113ZM119 258V257H118ZM132 258V257H131ZM134 258V257H133ZM178 258V257H177ZM230 258V257H229ZM42 259V258H41ZM104 259V258H103ZM106 259V258H105ZM136 259V258H135ZM239 259V258H238ZM55 260H57V259H55ZM172 260V259H171ZM70 261V260H69ZM201 261V260H200ZM38 262V261H37ZM131 262V261H130ZM237 262V261H236ZM264 262V261H263ZM200 263V262H199ZM251 263V262H250ZM262 263V262H261ZM263 264V263H262Z\"/></svg>",
	"mask_w": 264,
	"mask_h": 264
}]
</instances>
